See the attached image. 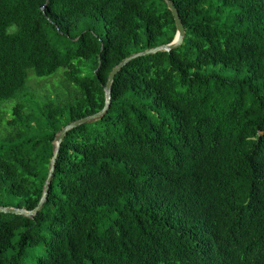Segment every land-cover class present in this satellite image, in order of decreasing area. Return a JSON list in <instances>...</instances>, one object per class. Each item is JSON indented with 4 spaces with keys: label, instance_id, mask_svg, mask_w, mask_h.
I'll list each match as a JSON object with an SVG mask.
<instances>
[{
    "label": "trees",
    "instance_id": "1",
    "mask_svg": "<svg viewBox=\"0 0 264 264\" xmlns=\"http://www.w3.org/2000/svg\"><path fill=\"white\" fill-rule=\"evenodd\" d=\"M170 1L182 43L0 212V264H264V0ZM175 34L165 0H0V207Z\"/></svg>",
    "mask_w": 264,
    "mask_h": 264
},
{
    "label": "water",
    "instance_id": "2",
    "mask_svg": "<svg viewBox=\"0 0 264 264\" xmlns=\"http://www.w3.org/2000/svg\"><path fill=\"white\" fill-rule=\"evenodd\" d=\"M165 2L167 3V7L171 11V13H172V15L174 17V21H175V25H176V34H175V37H174L173 41L171 43L167 44V45H163V46H160V47H156V48H153V49H150V50L143 51L141 53H137V54L131 55L130 57H128L124 61H122L119 65L114 67L112 69L111 73L109 74L108 82H107V85H106V88H105V91H106V102H105V105H104L103 109L100 112H98L97 114H94L92 116L84 118V119H82L80 121L71 123L70 125L64 127L59 132V134L56 136L54 154H53V156L51 158L50 168H49L48 175H47L45 183H44L43 195H42L37 207L33 211H26L24 209H17V208H13V207H0V212L21 214V215H24V216H27V217H31L34 214H36V212L41 207V205H42L43 201L45 200L46 195L48 193L49 183L51 181V177H52V174H53L54 165H55V161H56V157H57V153H58V148H59V145H60V142H61L62 138L64 137V135L66 134V132L70 128H72V127H74V126H76V125H78L80 123L88 122L90 120H93V119H95L97 117H100L101 115L104 114V112L106 111V109L108 108V105L110 103V86H111V83L113 81V78H114L115 74L121 69V67L125 63L129 62L131 59H133V58H135L137 56L151 54V53H155V52L161 51V50L169 51L170 49L175 48V47L179 46L182 43V40H183V37H184V34H185L184 26L181 23L179 15H178L174 5L172 4V2L170 0H165Z\"/></svg>",
    "mask_w": 264,
    "mask_h": 264
},
{
    "label": "rangeland",
    "instance_id": "3",
    "mask_svg": "<svg viewBox=\"0 0 264 264\" xmlns=\"http://www.w3.org/2000/svg\"><path fill=\"white\" fill-rule=\"evenodd\" d=\"M38 81L33 80V81L30 82L32 88L36 87L38 83H39L40 86H45V81L44 80H40L39 82ZM5 116H7V114H5Z\"/></svg>",
    "mask_w": 264,
    "mask_h": 264
}]
</instances>
